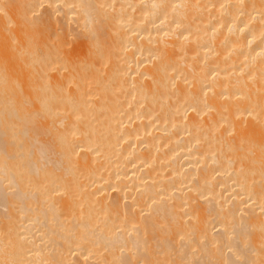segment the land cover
Wrapping results in <instances>:
<instances>
[{"label": "bare ground", "instance_id": "bare-ground-1", "mask_svg": "<svg viewBox=\"0 0 264 264\" xmlns=\"http://www.w3.org/2000/svg\"><path fill=\"white\" fill-rule=\"evenodd\" d=\"M0 264H264V0H0Z\"/></svg>", "mask_w": 264, "mask_h": 264}]
</instances>
